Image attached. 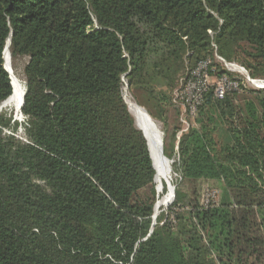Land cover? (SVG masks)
<instances>
[{"label": "trees", "instance_id": "trees-1", "mask_svg": "<svg viewBox=\"0 0 264 264\" xmlns=\"http://www.w3.org/2000/svg\"><path fill=\"white\" fill-rule=\"evenodd\" d=\"M8 40L14 69L27 61L22 137L0 116V264H264V89L208 92L185 132L171 103L200 61L230 75L215 56L264 82V0H0V104ZM124 85L181 180L153 227Z\"/></svg>", "mask_w": 264, "mask_h": 264}, {"label": "built area", "instance_id": "built-area-1", "mask_svg": "<svg viewBox=\"0 0 264 264\" xmlns=\"http://www.w3.org/2000/svg\"><path fill=\"white\" fill-rule=\"evenodd\" d=\"M215 58L217 61L223 62L226 72L230 75L222 74L216 77L211 62L209 60L200 61L179 78L177 87L172 92L171 103L180 109L181 132L187 131L189 128L188 120L192 121L196 117L198 108L203 104L208 92L211 91L213 97L217 100H222L226 95L241 92L240 84L232 75L233 73L241 74L247 84L257 82L258 85L255 88L264 89V82L250 79L248 73L242 67L235 63H227L218 56H215ZM207 204L208 200L205 199L202 205L207 206Z\"/></svg>", "mask_w": 264, "mask_h": 264}, {"label": "bare ground", "instance_id": "bare-ground-1", "mask_svg": "<svg viewBox=\"0 0 264 264\" xmlns=\"http://www.w3.org/2000/svg\"><path fill=\"white\" fill-rule=\"evenodd\" d=\"M4 59V68L10 74V80L12 85V94L11 96L0 104V110H8L13 113L15 120H20L21 117V103L23 96V87L19 82L18 77L13 72L10 64V54L8 50V45H6L3 53ZM233 68H235L233 66ZM253 87L258 85L257 82H250ZM123 96L124 100L127 103L131 114L134 117L135 123L137 127L143 132L145 135L147 142L149 153L151 156L153 168L155 171V183L157 185V192L161 193L163 186L168 188V191L162 198H160L155 204V213L156 215L160 211L162 207L167 206V204L171 201V184H170V161H167L163 158V155L160 153V132H159V124L155 120H153L150 116L147 117L144 113L143 109L140 108L138 104L131 98L127 89L123 88ZM138 105V106H137ZM163 194V193H162Z\"/></svg>", "mask_w": 264, "mask_h": 264}, {"label": "rangeland", "instance_id": "rangeland-1", "mask_svg": "<svg viewBox=\"0 0 264 264\" xmlns=\"http://www.w3.org/2000/svg\"><path fill=\"white\" fill-rule=\"evenodd\" d=\"M10 54V53H9ZM26 59H20L17 63H16V68L14 69V66H13V64H12V60H11V58H10V64H11V68H12V70H13V72L16 74V76L18 77V79H19V82L21 83V85H22V87H23V90H24V78H23V73H22V71H23V67L25 66V63H26ZM215 62L221 67V68H223V69H225L226 70V68L224 67V64H223V62L222 61H217L216 59H215ZM236 64V63H235ZM238 65V64H237ZM238 66H240V65H238ZM241 67V66H240ZM7 71V70H6ZM8 72V71H7ZM237 80H238V82H239V80L242 82H244L245 83V85H246V87L247 88H249V89H257V88H255V87H253L251 84H247L246 83V81H245V79H244V77L241 75V74H237V73H233L232 74ZM9 77H10V75H9ZM211 82H213V81H211ZM239 84H240V82H239ZM125 86V85H124ZM243 95H245V94H242V96ZM171 96H172V94H171ZM241 96V95H240ZM242 97H240L239 99H241ZM0 116H2L5 120H8L9 122H10V124L11 125H18V130H17V132L15 133V135L17 136V137H22V133H23V130H22V128H21V124L22 123H24V118L22 117V115H21V117H20V120L18 119V120H15L14 119V116H13V113L11 112V111H8V110H0ZM169 117H170V121H169V123L168 124H172V122H173V120H174V118H175V116L173 115V113H170L169 114ZM156 122H158V124H159V132H160V137H161V133H162V123L161 122H159V121H157V120H155ZM5 133L6 134H9V132L8 131H6L5 130ZM164 155V154H163ZM166 157V156H165ZM167 158V157H166ZM167 160L168 161H170V169H171V175H170V184H171V187H174V194H175V188H176V185L177 184H180V181L181 180H179V175L178 174H176V173H174L173 172V169H172V165H173V159H168L167 158ZM155 177V176H154ZM155 184V190H156V194H157V201L160 199V198H162L163 197V195H165L166 193H167V188H166V186H163V188H162V192L161 193H158L157 191V185H156V183H154ZM163 193V194H162ZM222 195H223V191H222V186H221V184H219V183H216V182H208V183H206V182H203L202 184H201V187H200V203L201 204H203L204 202H205V199H207L208 200V203H210V201L211 202H214V203H216V204H218L219 202H220V200H221V197H222ZM171 200V199H170ZM173 201H174V198H173V200H171L168 204H167V206H165V207H162L161 209H160V211L158 212V214L156 215V217L162 212V211H166L171 205H172V203H173ZM172 202V203H171Z\"/></svg>", "mask_w": 264, "mask_h": 264}, {"label": "water", "instance_id": "water-1", "mask_svg": "<svg viewBox=\"0 0 264 264\" xmlns=\"http://www.w3.org/2000/svg\"><path fill=\"white\" fill-rule=\"evenodd\" d=\"M9 43H10V41L8 40L7 41V44L6 45H8V47H9ZM5 69V68H4ZM5 71H6V69H5ZM7 72V71H6ZM8 73V72H7ZM8 75H10L9 73H8ZM12 86V85H11ZM125 88H126V86H125ZM23 98H24V92H23V96H22V103H21V107H22V105H23ZM123 100H124V96H123ZM124 102H125V100H124ZM125 104H126V106H127V109H128V112L130 113V115L132 116V118H133V121H134V125H135V127H136V129L137 130H139L141 133H142V135H143V137H144V139L146 140V143H147V147H148V142H147V139H146V137H145V135L143 134V132L137 127V125H136V123H135V120H134V117H133V115L131 114V112H130V110H129V107H128V105H127V103L125 102ZM138 106V105H137ZM140 108H142V107H140ZM143 109V111H144V113L146 114V116L147 117H149V115L147 114V112H146V110L144 109V108H142ZM161 136H162V133H161ZM160 153L163 155V150H162V138L160 139ZM148 151H149V148H148ZM149 155H150V153H149ZM163 158L164 159H166L167 160V158L163 155ZM150 159H151V156H150ZM168 161V160H167ZM151 162H152V160H151ZM152 166H153V164H152ZM154 169V168H153ZM153 182L155 183V177H154V180H153ZM168 189V188H167ZM168 191V190H167ZM171 194H172V198H171V200H173V198H174V187H171ZM172 203V202H171ZM155 217H156V213H155V207H154V215H153V223H152V227H153V225L155 224ZM152 227H151V231H152Z\"/></svg>", "mask_w": 264, "mask_h": 264}]
</instances>
